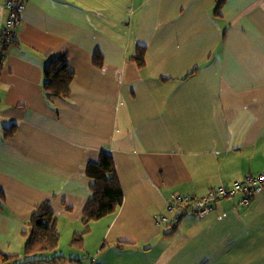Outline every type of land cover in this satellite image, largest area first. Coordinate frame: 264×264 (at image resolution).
Masks as SVG:
<instances>
[{"label": "crops", "instance_id": "1", "mask_svg": "<svg viewBox=\"0 0 264 264\" xmlns=\"http://www.w3.org/2000/svg\"><path fill=\"white\" fill-rule=\"evenodd\" d=\"M218 1L26 0L0 68V253L22 252L49 202L60 239L34 264H264V188L204 217L169 210L264 174V0ZM57 59L73 73L66 99L43 89ZM103 153L123 202L76 249L85 169Z\"/></svg>", "mask_w": 264, "mask_h": 264}, {"label": "trees", "instance_id": "2", "mask_svg": "<svg viewBox=\"0 0 264 264\" xmlns=\"http://www.w3.org/2000/svg\"><path fill=\"white\" fill-rule=\"evenodd\" d=\"M221 2L222 0L218 1L216 12L219 10ZM144 55L145 49L139 47L132 57V60L140 68L144 64ZM94 61L96 64L98 62L101 64V56L96 54ZM42 74L43 89L47 96L60 99L69 97V87L73 80V73L68 70L65 60H51L43 69ZM85 177L89 182L92 197L85 204L81 216L84 231L73 235L71 239V246L76 249L82 248L84 236L90 232V224L113 215L123 202L122 190L116 175L115 164L110 155L103 153L96 162L88 163L85 169ZM238 194L242 198L243 195L241 193ZM26 225L28 230L23 235L22 252L15 255L0 253V264H34L42 262L40 259H37L38 255L53 252L58 247L60 233L56 228V218L49 202H43L37 206L30 214ZM22 257H27V259L22 260Z\"/></svg>", "mask_w": 264, "mask_h": 264}, {"label": "built area", "instance_id": "3", "mask_svg": "<svg viewBox=\"0 0 264 264\" xmlns=\"http://www.w3.org/2000/svg\"><path fill=\"white\" fill-rule=\"evenodd\" d=\"M7 18L0 34V64L9 45L15 40L17 29L21 23V14L25 8L24 0H6ZM264 188V174L247 176L241 182H234L231 187H218L207 192L204 197H174L169 207L174 213V221L187 215L204 217L214 206L217 200L230 198L241 193L240 204L247 206L250 197L260 193Z\"/></svg>", "mask_w": 264, "mask_h": 264}, {"label": "rangeland", "instance_id": "4", "mask_svg": "<svg viewBox=\"0 0 264 264\" xmlns=\"http://www.w3.org/2000/svg\"><path fill=\"white\" fill-rule=\"evenodd\" d=\"M87 234H88V233H87ZM87 234H86V235H87ZM89 235H91V234H89ZM48 254H49V253H43V254H41V255H38V257L47 256ZM35 257H37V256H35ZM91 257H92V258L89 259L88 261H90V260L92 261V259H94V255H92ZM24 259H27V257H25V258L22 257V260H24Z\"/></svg>", "mask_w": 264, "mask_h": 264}]
</instances>
